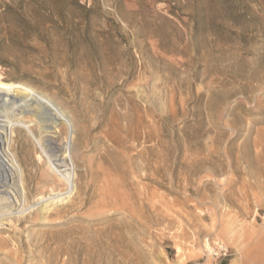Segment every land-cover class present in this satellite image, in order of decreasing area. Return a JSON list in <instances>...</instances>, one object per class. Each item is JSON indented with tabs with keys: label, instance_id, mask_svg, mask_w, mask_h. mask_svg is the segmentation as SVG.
<instances>
[{
	"label": "rangeland",
	"instance_id": "1",
	"mask_svg": "<svg viewBox=\"0 0 264 264\" xmlns=\"http://www.w3.org/2000/svg\"><path fill=\"white\" fill-rule=\"evenodd\" d=\"M0 82V264L264 256V0H0Z\"/></svg>",
	"mask_w": 264,
	"mask_h": 264
},
{
	"label": "bare ground",
	"instance_id": "2",
	"mask_svg": "<svg viewBox=\"0 0 264 264\" xmlns=\"http://www.w3.org/2000/svg\"><path fill=\"white\" fill-rule=\"evenodd\" d=\"M13 95L18 96L17 101H15V100H14L15 102L12 101L14 103L13 105H16V106H23L24 105L25 106V105L31 103L30 105L34 106L35 112H31L30 114L34 115L38 119V121H46V123H44V122L43 123H41V122L37 123V124L42 125L44 127L46 126V128H47L48 123L55 122L56 121L55 119H58L57 117L62 115L61 112H59L58 109L55 108V106H53L51 103L48 102V100L44 97V95L35 91L32 87H30L26 84L20 83V82H9V83L0 82V97L4 100V102H8L9 100L11 101V99H9V97H11ZM27 124L22 123L21 125L31 135V131H30L29 127L27 126ZM48 126H49V124H48ZM39 128H40V126H39ZM10 131H11V128H10ZM42 131H45V130H42ZM33 137H35V136L33 135ZM65 140H66V142H65V145L63 147V153H64V156L67 157V161H68L70 158L69 157L70 153H69V146H68L67 138ZM67 161L62 163L61 165H59V166H61L60 168H62V171H59V172H57V170H56L57 168H55V165L52 164L53 162L47 163V165L49 166V169L54 173V175L59 176V180H61V182L66 187V192L63 194H57V193L55 194V193H53L54 192L53 191L52 193H49L47 195L45 194L44 196L37 198L35 205L39 206L38 209H39V212L42 216L41 218H44L51 211L55 210V208H57V206H60L57 204H61L64 200H68L72 191H73V188H74L73 187L74 172H73V168L70 165L71 163L69 164V162H67ZM10 163H11V165L17 166V163L13 157H11ZM11 165L9 167H11ZM58 176H56V177H58ZM48 177H51V176H48Z\"/></svg>",
	"mask_w": 264,
	"mask_h": 264
},
{
	"label": "crops",
	"instance_id": "3",
	"mask_svg": "<svg viewBox=\"0 0 264 264\" xmlns=\"http://www.w3.org/2000/svg\"><path fill=\"white\" fill-rule=\"evenodd\" d=\"M234 253L237 254V251ZM234 253L230 252L229 257L221 258V259H213L212 263L215 264H264V256L260 254H256L253 257H246L240 255V257H235L233 259H230L231 256L234 255Z\"/></svg>",
	"mask_w": 264,
	"mask_h": 264
},
{
	"label": "built area",
	"instance_id": "4",
	"mask_svg": "<svg viewBox=\"0 0 264 264\" xmlns=\"http://www.w3.org/2000/svg\"><path fill=\"white\" fill-rule=\"evenodd\" d=\"M209 255H211L212 257H215L216 259L219 258H225L228 256V249L223 246L222 244H217L215 249H207Z\"/></svg>",
	"mask_w": 264,
	"mask_h": 264
}]
</instances>
